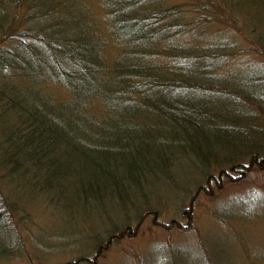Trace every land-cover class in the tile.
<instances>
[{
    "label": "rangeland",
    "instance_id": "374dc122",
    "mask_svg": "<svg viewBox=\"0 0 264 264\" xmlns=\"http://www.w3.org/2000/svg\"><path fill=\"white\" fill-rule=\"evenodd\" d=\"M207 1L42 0L41 6H58L60 13H56L55 17L59 29L55 34L64 36L58 39L82 40L85 55L100 52L99 60L85 62L94 69H104L105 74L98 71L97 76H100L102 83L99 87L105 91L101 94L98 87L95 92L84 94L79 91L82 90L83 80L73 90L66 82L50 75L33 83L28 77L23 78L25 81L20 82L21 87L28 90L27 86L33 85L45 92V97L52 95L54 100L48 104L51 108L49 110L61 114L67 125L77 126L74 132L69 131L72 138H78L81 129L94 136L100 126L110 128L121 122H127L130 128L133 124L141 128L138 129L140 132L131 129L124 131L125 134L139 133L143 136L145 129L151 133L148 134L150 136L159 133L171 136L167 121L156 110L131 102L125 94H116L117 86H114L112 79L113 68L124 61L123 53L129 46L128 38L122 42V34L125 35L122 30L126 26L123 22L129 21L132 16V20H136L135 16L147 8L172 6L182 13L185 10L177 18L186 28H170L150 39L154 43L157 40L201 41L210 50L219 52L218 57L213 56L214 59L210 60L202 78L218 86L221 84L230 93L166 86L159 91V98L181 103L188 111L194 106L215 117L225 116L226 123L248 124L254 119V113L260 112L258 108H251L250 111V104L243 101L242 96L250 98L264 92V0H225L224 5L222 3L210 12L218 20H208L203 26L193 27L197 17L206 15L203 2ZM15 13L30 14V11L21 5ZM232 13L234 16L231 17ZM22 18L15 29L18 39L20 36L24 39L20 33L31 25L30 17ZM50 18L55 21L54 17ZM11 33L9 37L10 33L5 36L2 45L8 44L10 47L13 44L11 38L14 31ZM29 39H26L27 43ZM39 42L43 43L41 40ZM221 46L226 47L222 55L220 49L214 50ZM145 48H149L147 41ZM199 53L202 52L196 54ZM132 54L138 63L151 59L148 52L137 51ZM107 61L110 72H107ZM42 66L43 63L37 65L38 69ZM92 86L84 85L85 89H93ZM63 99L68 101L61 103ZM66 107L77 112L66 113ZM83 108H88L89 114L80 111ZM4 121L0 119L2 125ZM260 121L264 124V117ZM69 136L63 141H57L56 152L48 155V158L46 156L41 165L18 169L7 180L3 179L5 184L0 170V208L8 214L4 221H0V248L8 244H13L14 248L19 244L23 249L14 250L11 255L4 254L0 257V264H75L78 260L79 264H170L169 253L173 252L177 255V264H264V162L254 164L249 171L239 168L231 172V166H227L228 174L223 175L222 181H213L210 188L207 187L197 195L193 207V225L187 230L189 218L186 212L190 201L197 189L206 185L208 176H202L205 166L201 168L198 160L191 155H184V151L178 149L173 151L178 158L170 166L154 168V172L147 169V179L142 180L145 189H148V199L153 208L151 210L159 213L157 220L162 224L154 221V213L151 211L136 236L126 235L114 239L111 247L100 253L98 261H95V253L108 239V234L99 243L97 241L105 233L99 237L94 235L100 233V230L111 231L115 228V222L124 224L127 219L122 215L117 193L109 191L104 198L80 195L82 182L91 180L98 183L99 189L105 192L108 190L105 186L114 181L109 174L105 178L86 159V155H80V151L69 144ZM153 139L151 137L147 140L152 142ZM92 155L94 160L105 164L101 153L94 152ZM155 156L150 158L151 163H154ZM263 157L261 155L258 158ZM253 159L249 157L243 163L248 165ZM115 161L117 164L113 172L119 168V173H123L125 160L120 157ZM219 172L215 170L211 174L218 178ZM128 184L131 186V198L141 201L144 189L135 183ZM93 189L98 188L94 185ZM173 219H177L184 228L173 225L167 229L163 225H169ZM128 221L126 226L135 227L138 224L137 220ZM158 244H162L163 249L157 250Z\"/></svg>",
    "mask_w": 264,
    "mask_h": 264
},
{
    "label": "trees",
    "instance_id": "16d2710c",
    "mask_svg": "<svg viewBox=\"0 0 264 264\" xmlns=\"http://www.w3.org/2000/svg\"><path fill=\"white\" fill-rule=\"evenodd\" d=\"M224 2L225 0L203 2L204 9L207 10H205L206 15L197 17V20L193 21L195 23L193 27L203 26L208 20H218L219 18L210 12L220 7L222 3L224 5ZM41 4L42 0H0V119L5 120L3 125L0 123L2 180H7L10 175L18 169L25 168V166L41 165L46 156L48 158V155L56 152L57 141L67 139L69 131L74 132V129L77 128V126L64 123L63 117L57 111L49 110L51 108L48 104L54 100L52 95L49 94L45 97V92H41L33 85L27 86L29 91L24 90L20 84L21 81H25L23 78L28 77L33 83L41 80L45 75H50L66 82L73 90H75V85L83 80L81 82L82 90L79 91L90 94L102 85L97 72L102 71L100 73L105 74L103 68L94 69L85 62V60H99V51L96 54L85 55L86 52L82 51L84 47L82 40L58 39V37H64L61 34H55L59 29L55 17L56 13H60L58 6L46 7L41 6ZM21 5L27 7L30 14L15 13V10ZM207 5H210L211 10ZM178 12L180 10L177 7L155 6L151 9H144L135 16L138 21L132 20V16L129 21L123 22L126 26L122 30L125 33V35L122 34V42L128 38L129 46H126L127 48L123 53L124 61L113 68L112 79L114 86H117L116 94H125L131 102L135 103L142 104V100H146L148 106L156 110L167 121L171 136L160 133L150 136L148 134L151 133L145 129H143L145 132L143 136L139 133L136 135L124 133V131L131 129L140 132L141 128L135 124L131 128L128 124L121 126L115 124L110 129L104 125L98 129L96 135L92 136L85 129H81L77 122L82 133L78 138L69 136L71 139L69 144L80 151V155H86V159L93 163L105 178L109 174L110 179L114 181L113 184L109 183L105 186V189H108L105 192L99 189L98 183H93L91 180L82 182L80 195L104 198L109 191L117 193V198H120L122 215L127 219L124 224L115 222V228L111 231L100 230V233L94 236L99 237L101 234H105L97 241L98 243L102 242L107 234L108 239H118L117 234L127 227L128 220L139 222L146 212L152 211L151 200L148 199L150 198L148 189H145L142 180L147 179L145 176L147 169L154 172V168H167L178 158L175 152L170 151L171 148L168 146L170 142L178 144L176 147L183 148L184 152L182 153L184 155H191L195 160H198L201 168L206 167L202 175L203 178L212 175L211 173L215 170L222 172L226 170L227 166L243 165V161L249 157L264 156V124L262 122L259 124V130H254L259 134V143H256L252 140L254 138L253 132L248 134L244 130L241 131L242 126L235 122L226 123L225 116L218 115L215 117V115L208 112L204 113L205 111L196 109L194 106L188 111L185 106L175 101L166 106L158 102L159 91L166 86H171L174 89L187 87L230 93V90L221 87V84L218 86L211 80L202 78L205 70H208L210 60L218 57L219 52L210 50L209 46H205L206 44L201 41L158 42L157 40L154 43L150 39H154L157 34L170 28L185 29L184 23L179 22V18H177V15L180 17L185 13V10L184 13L180 12L181 14H177ZM27 16L30 17L31 25L20 33L24 39H21V36L18 39V33H15V29L20 23L18 21L22 17V20L26 19ZM232 16H234L233 13ZM50 17H54L55 21ZM167 18L168 22L161 23ZM174 20L177 21L173 22ZM13 31L14 36L11 38L13 44L10 47L8 44L2 45L5 36L10 33L9 37ZM26 39H29L30 42L27 43ZM146 41L149 48H145ZM217 49L221 50L222 55L226 47L214 48V50ZM262 50L264 52V47ZM137 51L148 52L151 59L138 63L132 57V53ZM199 51L202 53L196 54ZM40 63H43L42 67L45 69L42 67L38 69L37 65L40 66ZM108 64L109 61H107V72H110L111 69L108 68ZM161 69L166 72H162ZM84 85H93V89H85ZM99 91L104 94L105 90L103 87H99ZM240 96L242 95L240 94ZM107 98L106 96L105 99ZM242 99L250 104L253 97L242 96ZM67 101V99H63L60 102L65 103ZM153 104H156L157 107L153 108ZM68 108L66 107V113L77 112ZM87 110L88 108H83L80 111L88 113ZM103 114L104 112L101 113V115ZM151 137L154 139L149 142L147 139ZM246 141L251 142V144ZM163 143L165 144L163 145ZM101 146L105 148L102 149ZM99 151L102 152L104 165L94 160L92 155L94 152L98 154ZM154 155H156V159L154 163H151L150 158ZM119 156L125 160L123 173H119V168H115L116 172H113V167H116L115 164H117L115 160H119ZM116 157L118 158L115 159ZM108 162L109 164H107ZM95 178L99 179L96 175ZM128 183H135L139 188L144 189L142 190L144 197L140 199L141 201L131 198L129 189L131 186ZM94 185L98 188L97 190L93 189ZM12 207L14 208V206ZM7 215V212L0 208V221H4ZM110 219L112 220L111 216ZM7 228L9 227L7 226ZM11 232L16 235L13 229ZM106 241L100 246L105 245ZM156 247L157 250L163 249L162 244H158ZM14 250L22 251L23 249L19 244L14 248L13 244H8L0 248V257L4 254L11 255ZM104 251L106 252V250ZM169 257L171 258L170 264H177L176 253H169Z\"/></svg>",
    "mask_w": 264,
    "mask_h": 264
},
{
    "label": "bare ground",
    "instance_id": "6f19581e",
    "mask_svg": "<svg viewBox=\"0 0 264 264\" xmlns=\"http://www.w3.org/2000/svg\"><path fill=\"white\" fill-rule=\"evenodd\" d=\"M263 45V47H264V43L262 44ZM180 69V68H179ZM182 70H184V69H182ZM179 88H182V87H179ZM179 88H177V89H179ZM158 98V102H160L161 104H163L164 106H166V105H168V104H172V102H166V101H163V100H161V98H159V97H157ZM264 92H261V93H259L257 96H255V97H253V99H252V102L250 103V105L248 106L249 108H250V111H251V108H254L253 110H255V108H258L257 110H259L258 112H260L259 114H255L254 112V115H253V120L251 121V122H247L248 124H246V123H237L239 126H242L241 128H240V130L242 131V130H244V131H246L248 134H252V132H253V134H252V136L254 137V138H252V140H254V141H256V143H259L258 141H259V134H257L256 132H254V130L255 129H258L259 130V124H260V122H262V121H260V120H262L263 119V117H264V115H263V113H264ZM97 101V100H96ZM144 103V104H143ZM141 105H143V106H148V103L146 102V100H142V104ZM159 105V104H158ZM153 106V108H156L157 106H156V104H153L152 105ZM149 107V106H148ZM151 108V107H150ZM252 110V111H253ZM159 111V110H158ZM122 121H125V120H122ZM128 123L127 122H121V123H118V124H116V125H127ZM246 124V125H245ZM244 125V126H243ZM101 127V126H100ZM111 128V127H110ZM110 128H108V129H110ZM247 135V134H246ZM246 142H248V143H250L251 144V142H249V141H246ZM246 142H245V144H246ZM128 143V142H127ZM253 143V142H252ZM165 143H163V145H164ZM168 144V143H167ZM175 143H169L168 144V146L171 148V150L170 151H174V150H180L181 152L183 151V148H180V146H178V147H176V145H178V144H175ZM128 145H129V143H128ZM172 145V146H171ZM165 146H167V145H165ZM90 147V145L88 146V148ZM91 147H92V145H91ZM101 148L103 149V148H105L104 146H101ZM100 148V149H101ZM119 149H121V148H119ZM88 150H90V149H88ZM100 151H102V150H100ZM99 151V153H102V152H100ZM96 152V151H95ZM212 179V180H214L215 178L213 177V175H209L208 177H207V179Z\"/></svg>",
    "mask_w": 264,
    "mask_h": 264
},
{
    "label": "water",
    "instance_id": "95a60500",
    "mask_svg": "<svg viewBox=\"0 0 264 264\" xmlns=\"http://www.w3.org/2000/svg\"><path fill=\"white\" fill-rule=\"evenodd\" d=\"M200 190H198V192H199ZM194 200H195V198L191 201V204H190V211H189V213H188V218H190V220H189V227H191V225H192V221H193V217H192V215H191V213H192V211H193V207H194ZM146 215V214H145ZM157 217H158V212H156V215H155V218H154V221L157 223ZM177 223V225L178 226H180V224H179V222H177L176 220H172L171 222H170V226H172L174 223ZM139 226H140V223L139 224H137V226L135 227V228H133V227H129V228H126V230L124 229V230H122L121 232H120V234H119V237L120 238H122V237H124L126 234H128V235H130V236H134V235H136V233H138V229H139ZM110 242H111V239H109L108 240V242H106V244H105V246H103L105 249H107L109 246H110ZM101 250H102V248H99L98 249V251H97V255H99V253H101Z\"/></svg>",
    "mask_w": 264,
    "mask_h": 264
}]
</instances>
